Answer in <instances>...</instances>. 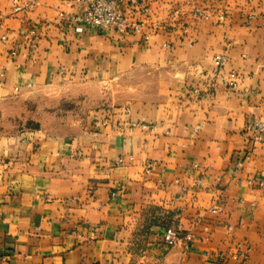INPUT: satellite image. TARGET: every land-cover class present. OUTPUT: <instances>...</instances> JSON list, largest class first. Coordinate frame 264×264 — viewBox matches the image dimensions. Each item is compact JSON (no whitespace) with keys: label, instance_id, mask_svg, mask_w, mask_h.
Returning <instances> with one entry per match:
<instances>
[{"label":"crops","instance_id":"obj_1","mask_svg":"<svg viewBox=\"0 0 264 264\" xmlns=\"http://www.w3.org/2000/svg\"><path fill=\"white\" fill-rule=\"evenodd\" d=\"M88 2L0 0V264H264V0H120L122 35L75 32ZM72 84L140 90L147 128L68 124Z\"/></svg>","mask_w":264,"mask_h":264},{"label":"built area","instance_id":"obj_2","mask_svg":"<svg viewBox=\"0 0 264 264\" xmlns=\"http://www.w3.org/2000/svg\"><path fill=\"white\" fill-rule=\"evenodd\" d=\"M120 0H89L88 4L84 7L81 15L71 17L70 22L73 23L74 31L77 33L84 32L85 29H92L96 31H106L115 34L135 33L140 30V26L130 22L126 16L117 8V3ZM143 12L147 10L142 8ZM194 15L196 18L208 19L211 14L201 9H195ZM221 21L223 18L219 16ZM226 58L224 55H216L213 58V66L216 70L222 68L225 64ZM229 87H234L233 82H228ZM95 128L109 126L107 120L94 121ZM147 128V126H142ZM247 133L256 137L259 143H264V122H254L247 128ZM192 235L183 229L180 224L169 226L165 229L163 234V243L168 248H173L177 245L182 246L184 250L189 248L192 242Z\"/></svg>","mask_w":264,"mask_h":264},{"label":"rangeland","instance_id":"obj_3","mask_svg":"<svg viewBox=\"0 0 264 264\" xmlns=\"http://www.w3.org/2000/svg\"><path fill=\"white\" fill-rule=\"evenodd\" d=\"M136 86H141V84H135ZM132 86V84H131ZM152 86V85H150ZM232 88V87H231ZM68 90L66 91L69 95L67 94H62V96H66L64 98V103H62L61 108L64 109V114H66V118L64 117V121L67 122L69 121L68 124H77V126H81L85 122L89 121L87 118H92L95 116V114L102 110L101 116H108L104 117L101 119V121L107 120L109 125L112 124L114 121L117 125L118 124H125L126 122L128 123L126 128L130 131L131 129L146 126V124H138L139 121H130L126 119L127 115L129 114V104L131 102H136L140 101L141 98L139 97L141 92L140 90L131 93V91H127L126 85L125 84H118L117 86L112 88V92L109 91L108 89H102V88H95L94 86H83V85H70L67 88ZM65 91V89H64ZM63 91V92H64ZM136 95L137 97L132 98V95ZM99 95L101 98H99ZM127 95H129L131 98H129ZM61 96V95H60ZM53 103L47 104L49 106V112L52 113L55 110H52ZM96 109H95V107ZM13 108V107H12ZM19 109V108H18ZM1 111V108H0ZM110 117V119H109ZM5 116L0 115V134H3L6 131H10L15 129V124L13 122L9 123H4L5 121ZM96 121V120H94ZM93 121V123H94ZM99 121V120H98ZM53 125H60V120H52ZM254 122H262V121H253ZM64 123V122H63ZM251 123V124H252ZM250 124V125H251ZM4 127L5 129L1 128ZM108 127V126H105ZM101 127V128H105ZM248 128V127H247ZM247 128L245 133H247ZM9 129V130H8ZM251 140L254 143H259L256 140V137L250 135L249 136ZM259 144H264V143H259ZM130 161H133L132 158L129 159ZM148 166H151V164H148Z\"/></svg>","mask_w":264,"mask_h":264}]
</instances>
